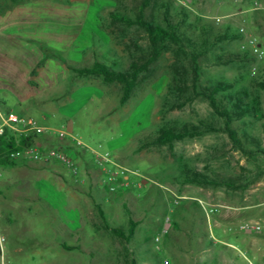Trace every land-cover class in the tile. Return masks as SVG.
Instances as JSON below:
<instances>
[{"label":"rangeland","instance_id":"374dc122","mask_svg":"<svg viewBox=\"0 0 264 264\" xmlns=\"http://www.w3.org/2000/svg\"><path fill=\"white\" fill-rule=\"evenodd\" d=\"M162 2L185 6L193 17L216 29L226 25L243 29L240 39L223 45L228 51L251 50L249 41H253L264 53V0H157L145 8L146 20L153 18L161 25ZM31 3H47L48 9ZM24 4L30 5V30L37 36L24 38L14 34L16 27L0 26V59L6 67L30 68L40 59L44 63L38 75H31L37 85L6 92L5 109L32 117L41 126L64 127L89 148L109 152L121 166L137 170L145 182L135 177L142 182L138 197L127 193L130 189L123 191L122 197L109 193L102 181L97 184L98 172L83 152L77 161L93 178L85 184L64 177L52 163H29L19 172L0 167V233L6 230L11 235L9 245L16 249L11 254L16 256L12 263L3 252L5 264H129L133 259L137 264H211L213 261L205 260L213 253L220 264H264V174L250 188L240 191L181 184L178 168L181 161L192 164L214 153L216 158L209 165L199 163L197 168L233 177L264 170V161L253 166L219 133L187 138L171 147L153 143L164 126L220 123L201 97H193L180 110L165 111L174 47H168L148 71L141 73L124 104L119 102L121 84L78 76L72 71L95 62L126 71L131 62L146 60L150 51L146 33L136 26L114 23L110 16L118 14L134 20L141 0H30ZM180 57L182 78L189 87V60ZM199 66L202 88L220 81L239 82L240 89L250 86V99L257 95L264 100V90L251 88L250 81L264 76V55L257 57L248 70L239 65H215L213 51H209L199 59ZM19 96L28 100L21 101ZM261 108L252 134L264 136V105ZM233 126L240 137L243 130L250 131L247 119ZM40 136L39 142L68 147L66 142ZM75 196H84V200ZM189 199L200 200L203 207ZM96 205L103 209L110 226L124 230L128 226L126 208L131 212L138 225L130 244L101 227ZM167 216L173 220L168 236L154 243ZM68 217L70 222L79 223L75 238L80 239V245L78 250L62 251L61 242L69 241L65 233ZM242 224L249 226L247 232L241 230ZM92 228L96 234L91 239ZM148 237V242L143 241ZM238 239H246L244 245ZM212 240L214 248L209 245Z\"/></svg>","mask_w":264,"mask_h":264},{"label":"trees","instance_id":"16d2710c","mask_svg":"<svg viewBox=\"0 0 264 264\" xmlns=\"http://www.w3.org/2000/svg\"><path fill=\"white\" fill-rule=\"evenodd\" d=\"M155 1L157 0H141L139 14L134 20L118 14L110 15L112 22L124 24L128 27L136 26L146 33L150 49L146 60H135L131 62L130 67L126 71L113 69L100 62H95L91 67L76 68L72 69V71L78 76L99 77L106 83L121 84L122 95L119 102L120 104H124L132 95L137 83L140 81L141 73L148 71L149 65L155 63L168 47L173 46V53L175 55L174 62L168 68L169 83L164 97V106L167 107H164L165 111L180 110L193 97H201L208 102L213 115L220 123L204 121L199 125L184 123L181 126H164L158 131L153 143L171 147L174 143L187 138H199L206 134L219 133L224 134L235 149L253 166H256L259 160L264 161V136H259L255 132L252 134L256 129L255 120L257 114L262 111L261 107L264 105V100L260 99L257 95L255 98L250 99L247 93L250 86L244 85L243 89H240L238 88L239 82L231 83L220 81L211 84L210 87L202 88L200 86L199 78L201 69L199 59L209 51H213L214 64L219 66L239 65L250 70L256 62L257 56L250 49L231 52L223 47L225 43L242 37L239 29H234L229 25L216 29L212 24L202 23L193 17L190 12L191 10L185 6L169 2L161 3L164 13L162 14L161 25H158L153 18L146 20L143 15L145 8L151 3H155ZM28 2L30 0H0V16L12 11L16 6ZM44 51L47 52L48 50L45 49ZM181 55L189 60L191 67L189 87L185 85V81L182 78L181 68L183 67L181 66ZM43 63L44 59H41L36 64L31 71L32 76L37 74L39 67ZM250 81L253 86L251 88L258 86L264 90V76L256 82ZM243 119L248 120L247 127L250 131L243 130L242 136L240 137L233 124ZM34 137L39 139L41 136L21 138L18 145H16V141L9 135L0 137V167L3 169H11L19 166H27L29 163L9 159L8 153L10 150L21 145L34 143ZM65 148L67 150L69 149L68 147ZM80 155L81 152H73V156L76 159ZM215 158V154L210 153L204 159L194 160L192 164L183 161L179 162L178 168L181 173V184H197L206 188L245 191L257 183L262 174H264V170H255V172L252 174L249 173L248 175L244 173L243 175L233 177H222L197 168L199 163L209 165ZM96 208L102 222L101 227L115 237L123 240L126 244H130L134 239L138 225L133 219L131 212L126 208L128 226L124 230L119 227L110 226L103 209L99 205H96ZM174 226L176 227L175 224ZM149 239L148 237L143 241L148 242ZM62 248L67 251H72L78 250L79 247H71L64 244ZM215 257L216 253H213L205 262L209 263V261H213L212 263L214 264H220L219 260ZM129 264H137V262L133 259Z\"/></svg>","mask_w":264,"mask_h":264},{"label":"built area","instance_id":"2783aa9c","mask_svg":"<svg viewBox=\"0 0 264 264\" xmlns=\"http://www.w3.org/2000/svg\"><path fill=\"white\" fill-rule=\"evenodd\" d=\"M243 32L244 30L240 29V33ZM249 44L253 53L258 58H262L264 53L254 45L253 41H249ZM254 71L255 69H253V73H255ZM4 135H9L13 138L16 141V145L19 144L21 138L40 135L66 142L68 147L70 146L75 151L83 152L89 156L93 167L101 175L103 187L109 193L130 189L132 184L128 176L134 175L140 177L137 170L121 166L109 152L89 148L64 127L50 128L41 126L34 118L22 116L13 111H0V137ZM8 157L11 160H20L27 163L55 164L60 168V172L64 177L71 178L77 183H83L88 179L87 172L83 170L82 166L73 156L72 151L67 150L65 146H50L39 142L37 137H34V143L24 144L10 150ZM135 185L139 186L137 183ZM170 224V217L167 216L164 219V225L159 234L154 238V243H159L160 239L169 233ZM253 229H259V227L254 226ZM2 243L3 239L0 236V264H5Z\"/></svg>","mask_w":264,"mask_h":264},{"label":"crops","instance_id":"0c3cea01","mask_svg":"<svg viewBox=\"0 0 264 264\" xmlns=\"http://www.w3.org/2000/svg\"><path fill=\"white\" fill-rule=\"evenodd\" d=\"M31 4L34 5L35 7L39 6L40 8H44V9L46 8V10L48 9V4L47 3H45V4L44 3H41V4L31 3ZM29 6H30L29 4L18 5L12 11L8 12L7 14H5L3 16H0V26H6V24L8 26H14V27H16V30L14 32L15 35L23 36L24 38L27 37L29 39H31L32 36H34L36 38L37 33H34L33 30H30V28L32 26V23H33V20H31L32 18H31V16H29V13H28L29 12L28 11ZM51 8H52V6H51ZM24 27L26 29H24ZM31 31H33L34 34L31 33ZM40 40H42V39H40ZM36 42L38 43V41H36ZM1 60L2 59H0V111H10V110L5 109V107L7 106V101H6V97H5L6 92H9V93L10 92H16V91L22 89L25 85L30 86V87L37 85L36 82H33L34 80L31 79V71L33 70V68L36 65L34 67L30 66V68H24L23 66H19V65L18 66L14 65L13 67H10V66L6 67L2 63ZM2 66H5L6 68H4ZM9 75H10V77L8 78ZM37 75H38V72H37ZM19 98H20L21 101L22 100H26V99L28 100V98H25L23 96H19ZM23 168H25V166H19V167L11 168V169H8V170L19 172ZM86 172H88L87 173L88 174V178H90V180H91L92 175L89 173V171H86ZM97 176H98V180H99L97 182V184L100 185L101 184V175L98 173ZM135 177L136 176H134V175L128 176L132 186L130 188V191L127 192V193L132 192V194L135 197H138L139 191L142 190V184H141L142 182L139 183L138 180L136 181ZM139 178H141V180H143V182H145V180H144L145 178L143 176H140ZM83 183L85 184V182H83ZM135 183L139 184V186L138 185L136 186ZM133 192H137V193L134 194ZM115 194L118 195L119 197H122V195H125V193H123L122 190L116 192ZM73 198L77 199V200H84V196H75ZM104 199H105L104 200L105 202H107V201L109 202V198H104ZM178 199L185 200L182 197H177V200ZM189 200H192V201L195 200L199 205H201L203 207V205L201 204L202 202L200 200H198V199H189ZM205 215L207 216V218L210 217L209 216V212L206 209H205ZM172 224H173V220H171V224L170 225H172ZM174 224L176 225V227H178V222L175 221ZM217 225H218V228H222L223 229V227H221L222 224H217ZM76 226L79 227V223L70 222V218L68 217V222L66 224L65 233L67 234V237L69 238V241H62L61 242L62 245L65 244V245L71 246V247H78V245H80V239L79 238H75V236H77L79 234V233L76 234ZM97 229H99V227H97ZM241 230L244 231V232L248 231L247 228L245 227V224L241 225ZM95 234H96V229L92 228V233H91V235H89L90 238L92 239L95 236ZM0 236L3 239L2 251L3 252L6 251V255H8V257H7L8 259L7 260H8V262L12 263V260L15 259L16 256L15 257L11 256V254L16 253L15 252L16 249H14L8 243L9 237H11V235L9 236L6 233V230H5V232L3 231V233H0ZM165 236H168V235H165ZM165 236H163V237H165ZM238 240H239L240 244L244 245V240H246V239H243V240L242 239H238ZM92 241L93 240H91L90 242H92ZM90 242H88V243H90ZM209 245L211 246V248H214L213 247V245H214L213 240L209 242ZM230 248H232V247H230ZM62 251H67V250H63V248H62ZM207 259H209V258H207Z\"/></svg>","mask_w":264,"mask_h":264}]
</instances>
